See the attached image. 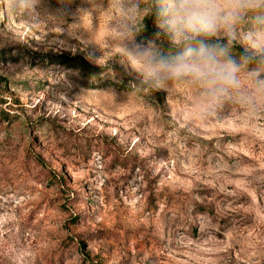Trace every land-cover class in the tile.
I'll return each instance as SVG.
<instances>
[{
    "label": "rangeland",
    "instance_id": "1",
    "mask_svg": "<svg viewBox=\"0 0 264 264\" xmlns=\"http://www.w3.org/2000/svg\"><path fill=\"white\" fill-rule=\"evenodd\" d=\"M257 16L229 36L247 51ZM157 17L158 0H0V264H264L262 66L218 101L154 89L119 53L165 56Z\"/></svg>",
    "mask_w": 264,
    "mask_h": 264
},
{
    "label": "clouds",
    "instance_id": "2",
    "mask_svg": "<svg viewBox=\"0 0 264 264\" xmlns=\"http://www.w3.org/2000/svg\"><path fill=\"white\" fill-rule=\"evenodd\" d=\"M264 11V0H158L157 27L179 49L175 55L160 54L155 44L133 41L121 48V55L145 84L164 90L170 81L198 84L209 101L230 94L239 83L238 74L253 58L264 64V16L247 34L248 53L238 62L229 49L218 47L210 38L219 32L234 36L249 13ZM264 67L252 70L258 87L264 90Z\"/></svg>",
    "mask_w": 264,
    "mask_h": 264
},
{
    "label": "trees",
    "instance_id": "3",
    "mask_svg": "<svg viewBox=\"0 0 264 264\" xmlns=\"http://www.w3.org/2000/svg\"><path fill=\"white\" fill-rule=\"evenodd\" d=\"M210 42L216 44L218 47H225L229 49V54L237 60L238 59L242 60V58L248 53V51L240 43H238L235 39L230 38L229 36H222V37L213 36L210 38ZM178 50L179 49L174 47L172 44L166 43V46L162 52L165 54V56H170V55H175ZM59 56L62 57L63 61L74 62L79 69L83 70V72L90 77L96 76L101 69L97 66H91L86 63L83 64L81 61H78L77 57L74 56H70L67 54H62ZM248 64H257L264 67V64H258L256 62V58H253L252 62H249Z\"/></svg>",
    "mask_w": 264,
    "mask_h": 264
}]
</instances>
